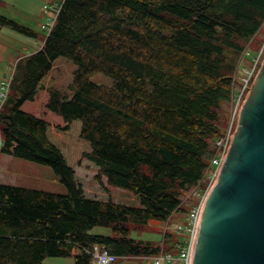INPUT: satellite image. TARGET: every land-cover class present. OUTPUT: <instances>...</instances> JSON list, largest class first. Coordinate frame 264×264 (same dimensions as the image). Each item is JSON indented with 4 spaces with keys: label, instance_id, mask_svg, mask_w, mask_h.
<instances>
[{
    "label": "trees",
    "instance_id": "obj_1",
    "mask_svg": "<svg viewBox=\"0 0 264 264\" xmlns=\"http://www.w3.org/2000/svg\"><path fill=\"white\" fill-rule=\"evenodd\" d=\"M2 28L37 36L0 14ZM261 32L264 0H63L42 47L14 63L0 132L2 153L51 166L67 193L0 183V264H91L95 244L113 264L177 254L184 232L166 230L158 241L142 234L187 212L193 191L207 187L239 94L240 59L254 62L263 38L248 47ZM59 57L77 66L66 88L45 85ZM96 73L113 83L94 82ZM42 88L64 125L21 109ZM84 159L137 203L87 196L75 171Z\"/></svg>",
    "mask_w": 264,
    "mask_h": 264
},
{
    "label": "water",
    "instance_id": "obj_2",
    "mask_svg": "<svg viewBox=\"0 0 264 264\" xmlns=\"http://www.w3.org/2000/svg\"><path fill=\"white\" fill-rule=\"evenodd\" d=\"M190 264H264V57L201 208Z\"/></svg>",
    "mask_w": 264,
    "mask_h": 264
},
{
    "label": "rangeland",
    "instance_id": "obj_3",
    "mask_svg": "<svg viewBox=\"0 0 264 264\" xmlns=\"http://www.w3.org/2000/svg\"><path fill=\"white\" fill-rule=\"evenodd\" d=\"M61 2L62 0H0V14L12 18L35 30L37 33L36 37L26 35L22 37H27L28 39H30L31 44L36 42L37 45H40L42 44L44 36H46V31L43 29L42 25L47 21L48 18V13L46 11L47 6L54 5L55 3L60 4ZM17 33L19 35H23L19 32ZM262 38V47L259 48L257 55L254 56L253 52L252 55L254 56L253 58H259L263 60L264 55L262 54V49L264 48V32H261L256 37H254L252 43L248 47V50L252 51L257 49ZM0 42H5L12 46L15 50L17 49L18 52H24V54H29L31 50H35L33 49V47H31V44H28L21 40H17L14 37L6 36L1 32ZM7 58L9 59V63L13 64L14 57L8 56ZM254 62H251L250 59H248L247 53H245L244 56L241 57L235 75V87L238 92L240 90H243L245 80L248 77V71H251V69L254 67ZM7 68L8 66L4 65L3 70L6 71L8 70ZM76 69L77 66L73 61L65 57H59L57 60H55L53 69L51 70L49 76L45 79V85L66 88L68 84L72 81ZM92 80L96 83L104 85H111L113 83V78L103 73L94 74L92 76ZM47 99V91L46 89L42 88L39 90V94L36 99L33 101H26L21 106V109L33 113L36 116H39L40 118H43L47 121L64 125L65 120L63 116L58 115L57 113L47 108ZM240 104H242V102H240ZM236 107V102L228 105L229 113L231 115L229 130L231 126H234V129L236 126L239 113V106L237 107V110ZM0 166H2L1 168L3 169V172L8 173L9 176L7 181L3 182H7L10 184V182H13L10 180L13 179L15 185L18 186L40 189L59 194L67 193V187L64 183H62L60 176L54 171L51 166L30 161L20 157L11 156L8 158L7 155H5L4 153H0ZM77 167V170L75 168L76 177L79 183H81L87 196L100 199L111 198L116 202H124L130 204L137 203V198L132 193L117 187L110 186L105 176L98 178L100 175L99 167L91 160L84 159L82 160L81 164ZM195 191L196 189L192 193V197L194 198L193 203L197 201L196 197H194ZM179 211H181V213L175 214V216L167 225V228L165 223L155 221L153 222V230L141 234L145 237L151 238L154 241L161 240L162 232L164 233L166 229L167 231L174 230L177 222L182 220L181 215H184L186 211ZM95 231L98 233L106 234V232L109 230L106 228L97 227ZM137 234V231H134L132 233L133 236H137ZM73 252V254H75L76 251ZM44 262L45 264H73V259L71 257H47ZM115 264H153V260H145L143 258H130L117 262Z\"/></svg>",
    "mask_w": 264,
    "mask_h": 264
},
{
    "label": "built area",
    "instance_id": "obj_4",
    "mask_svg": "<svg viewBox=\"0 0 264 264\" xmlns=\"http://www.w3.org/2000/svg\"><path fill=\"white\" fill-rule=\"evenodd\" d=\"M47 10H48V18L47 21L42 25V27L46 31V33L49 34L52 31L54 24L56 22L58 13L60 11V6L51 5L47 8ZM262 50H263L262 54L264 55V48ZM254 61H255L254 62L255 65L251 69V71L250 70L248 71V77L245 80V85L243 87V90L242 91L240 90L238 92L239 94L237 96L236 103H237V107L239 106L238 107L239 111L242 106L240 102L243 103L261 63V59L259 58L257 59L254 58ZM12 78L13 75L10 74L0 81V108L8 98L11 89ZM231 138H232V132L231 130H229L227 135L218 141L219 152L213 158L212 161L213 167L208 175V185L203 191L200 189H197L195 191L194 197H196L197 201L194 202L190 207V209L185 213V220L177 223L176 226L177 229L185 233L184 240H182V242H180L177 245V249H178L177 254L162 251L160 254H157L153 257H144L145 259H149V258L152 259L153 264H190L193 242L198 224V217L201 208L203 206V203L219 175L220 168L223 164V161L230 147ZM1 146H2V141L0 139V150H1ZM178 212L179 210L174 211L171 217L166 222L168 223L171 220L172 216H174ZM73 251H76L75 253H78L79 249L74 248ZM90 253L92 255L91 264H112L115 261V256L110 253L109 249L99 244H95L92 250L90 251Z\"/></svg>",
    "mask_w": 264,
    "mask_h": 264
},
{
    "label": "crops",
    "instance_id": "obj_5",
    "mask_svg": "<svg viewBox=\"0 0 264 264\" xmlns=\"http://www.w3.org/2000/svg\"><path fill=\"white\" fill-rule=\"evenodd\" d=\"M1 33H3L4 35L6 36H9V37H14L15 39L17 40H21V41H24L28 44H31L30 42V39H28L27 37H22L24 35H19L17 32H14V31H11L9 29H2L0 31ZM24 38V39H23ZM31 47H33V49L35 50H31L32 51H36L38 49H40L41 47V44L40 45H37V43H32L31 44ZM30 52V53H31ZM24 53V52H22ZM21 52H18V50L14 49L12 46H10L9 44L5 43V42H0V78L6 74L11 68H12V65L16 62V60L22 55ZM9 54V55H8ZM8 56L10 57H14V62L13 64L12 63H9V59L7 58ZM12 64V65H11ZM4 65H7L8 66V70H3V67ZM54 66V65H53ZM7 155V157H11V155L9 154H5ZM2 166H0V183H7V182H3V181H7L8 179V173H4L3 172V169L1 168ZM78 167H76V170H77ZM9 181V180H8ZM10 181H13V182H10V184H13L15 185V182L13 179H11Z\"/></svg>",
    "mask_w": 264,
    "mask_h": 264
}]
</instances>
